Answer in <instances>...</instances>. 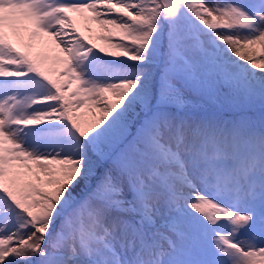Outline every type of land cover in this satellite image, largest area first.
Listing matches in <instances>:
<instances>
[{"label": "snow or ice", "instance_id": "6c2138e0", "mask_svg": "<svg viewBox=\"0 0 264 264\" xmlns=\"http://www.w3.org/2000/svg\"><path fill=\"white\" fill-rule=\"evenodd\" d=\"M0 264H264V0H0Z\"/></svg>", "mask_w": 264, "mask_h": 264}, {"label": "rangeland", "instance_id": "374dc122", "mask_svg": "<svg viewBox=\"0 0 264 264\" xmlns=\"http://www.w3.org/2000/svg\"><path fill=\"white\" fill-rule=\"evenodd\" d=\"M81 25H82V28L85 27L83 23H81ZM91 27L93 28V32L92 33H87V32L84 31V29H80V31L82 32V34H84V35H91L95 39V36L99 33V29L94 24L91 25ZM96 43L97 44H102V42L99 41V40H96ZM81 111H86V109H82Z\"/></svg>", "mask_w": 264, "mask_h": 264}, {"label": "bare ground", "instance_id": "6f19581e", "mask_svg": "<svg viewBox=\"0 0 264 264\" xmlns=\"http://www.w3.org/2000/svg\"><path fill=\"white\" fill-rule=\"evenodd\" d=\"M78 27H79V29H84V28H82V25L81 24Z\"/></svg>", "mask_w": 264, "mask_h": 264}]
</instances>
